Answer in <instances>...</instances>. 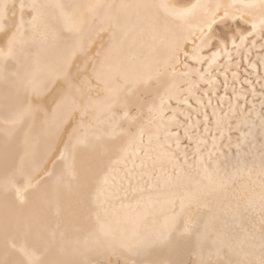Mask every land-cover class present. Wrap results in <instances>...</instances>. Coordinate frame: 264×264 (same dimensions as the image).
Wrapping results in <instances>:
<instances>
[{
  "label": "snow or ice",
  "instance_id": "1",
  "mask_svg": "<svg viewBox=\"0 0 264 264\" xmlns=\"http://www.w3.org/2000/svg\"><path fill=\"white\" fill-rule=\"evenodd\" d=\"M241 3L246 9L259 8L261 15L259 24L255 22L251 24V31L241 28L239 37H231L230 42L234 49H239L243 46L251 36H259L261 40H264V0H247V2L241 0ZM102 7L109 10L105 14V20L111 22L114 27H120L117 17L111 14L113 5H104L99 0L88 5L66 4L62 0H55L54 3H49L47 0H20L18 5L8 2L0 3V33H3L6 37L5 46L0 48V85H2V88H0V134L4 137L2 149H0V167L4 170V180L0 188H2L6 198L4 202V219L2 224H0V234H2L4 242L3 248L0 249V264H43L42 257L36 254L35 249L29 251L27 246L17 247L15 234L22 232L25 238L31 236L40 241L43 240L44 233L49 230V224L52 223L39 210L29 211L28 213L12 211L7 200L9 194L20 193L21 191L27 193L32 189H39L37 209L53 203H63L65 215L63 217L58 216L54 221L55 229H60L62 225L64 226V230L59 233L61 247L69 243L65 239L67 231L79 230V222L85 211L83 194L87 190L89 172V166L81 162V152L87 151L89 153L108 155L110 151L102 143L104 134L93 129L104 125L119 128L117 134L108 135L109 139H119L121 142L118 146L121 155L110 162L101 186L96 191L95 202L101 209H103V203L109 196H115L121 191L128 195V189L132 187L133 183L138 185L137 188L132 190L133 194L146 190L159 193L171 186L173 173L178 178L185 176V167H191L188 164V145L192 144L194 138V155L198 163L202 165L204 157L200 155L201 145L206 144L207 141L202 139L194 129L199 130L203 126L204 133L208 134L215 128L219 134L213 136V146H215L217 141H223L224 139L225 133L222 131L224 119L218 115L217 106L212 104L211 95L215 94L212 90L204 91L202 95L209 97L207 105L212 107L211 116L216 117L214 121L200 97H196L198 107L195 109V113L197 119L193 120L191 112H183L184 122L182 123L177 118V113L180 112V109L171 108L170 106H168L167 110L173 114L170 117L167 116L165 108L172 99L176 100L177 105L185 104L189 109L192 108L187 98H180L181 89L176 83H172L165 89L166 94L160 96V104L158 106L149 108V112L158 110L156 119L141 122V113L130 116V101L127 97L121 98V92L130 82L129 76L127 72L120 73L124 84L116 83L114 73L119 72L120 69L118 65L114 66L112 63V48L108 50L100 65L94 68V78L97 81V86L107 95L103 97L99 95L93 96L91 94V82L87 80L79 87L72 84L70 78L71 61L76 55L77 46H79L80 51H83L85 34L88 33L91 36L97 34L92 28L95 15L88 16L82 9L86 8L87 12L95 13L96 10ZM118 7L121 9H141L152 7V5L121 4ZM223 7L221 4H216L213 8L197 3L172 13L175 18L186 21L189 14L194 12V10L204 9L205 15L201 21L203 26L197 25L202 37L201 47L198 53L192 57L201 64L207 57L199 55V52H203L205 47L212 48L214 46L212 38L214 26L220 21L228 19L230 15L233 20H244L245 14L243 12L230 14L225 9L223 15H220V9ZM10 8H16L20 13L18 23L11 27L6 23L9 19ZM51 9L58 10L62 28L67 33L63 37L65 40V55L54 65H42L40 59L36 58L31 63H24L20 66L23 72L19 69L10 70L7 65L8 60L12 59L16 60L18 64L20 63L17 54L18 50L27 58V54L24 53V45L30 41H35L37 36L42 41L47 40L50 34L48 32L50 22H55L57 19L50 11ZM25 12L28 13V19H25ZM12 15L14 16L15 13L13 12ZM245 23L247 24V21ZM29 33L30 35H27ZM51 35L55 39L61 38L60 30L58 29L53 30ZM126 35L127 32H125ZM237 38L240 40L239 45L236 43ZM189 39L190 37H184L185 42ZM255 44L256 42L253 40V48ZM215 46L217 50L211 53L213 57L212 63H215V58L220 55L221 51L227 49L228 44L223 39L217 38ZM178 48H180L179 43L175 45L171 58H176V49ZM261 49H264V44H261ZM183 54L187 55V53ZM237 55H241V53L237 51ZM247 55H251V49L247 50ZM232 59L233 57L229 53V64H231ZM257 59L261 65H264V55L258 56ZM169 66L166 63L164 67H158L156 69L157 77L163 75ZM185 67L187 68L188 66L185 65ZM211 67L212 64L210 63L209 69ZM236 67H240L239 62ZM248 67L255 70L256 64L249 63ZM191 71L200 72V69L190 70L182 75L189 76ZM171 75L173 77L177 75L174 67H172ZM223 75L224 95L219 97L218 101L229 102V114L235 116L237 109L242 113L236 125H232L229 122V129H234L240 133L236 138L235 144L238 155L241 154L239 150L242 145L247 142L248 136L252 134L251 130L257 127L254 121H249L248 119L253 113H255L260 122L259 129L262 137L260 147L264 150V76L258 78L257 83H259L260 91L257 94V89L251 79L245 78L243 81H239V73L233 72V78L241 83V89L237 91L236 87L233 86L234 97H232L228 95L227 73ZM201 79H203V75H201ZM59 80H63L66 87L60 93V98L53 109L51 119H60L61 109L66 110L67 115L78 111L81 114L80 127L89 129V132L85 136V133L73 130L69 144L65 145L64 151L59 157L62 162L60 168L58 170H48L46 165L49 161V154L53 151V144L51 142L41 143L39 135L34 131L37 112L44 110L33 103V97L45 94L50 88H54ZM150 80L151 78L143 82L147 84ZM131 82L138 83L139 81ZM244 84L250 86L248 92L253 98L252 102L248 101V95L242 87ZM193 87L195 85L189 82V88L186 91L191 92ZM130 94L131 91H129ZM233 98L236 108L232 107ZM257 98L259 99V111H256L257 105L255 101ZM118 107L122 113L119 118ZM45 116V123L47 124L50 121L47 118V113H45ZM88 117H91V124L85 123V119ZM241 124L248 125L249 131L240 132ZM151 125L155 126L154 132H148V128ZM181 129L183 130V138ZM146 132H148L147 142L144 139ZM182 140H186L188 144H183ZM229 140L231 142L230 136ZM173 143L175 144V151L165 149V146H167V149H171ZM130 157L131 159H129ZM261 159V171L264 174V151H262ZM165 162L170 165L169 169L163 167ZM116 165H123V168H117ZM203 171L209 183H211L212 173L208 171L207 166H204ZM52 177H54L52 185L43 183L45 179ZM144 184L147 185V189L143 187ZM144 199V197H141L137 201V206L143 203ZM179 199V212L176 211L175 198L164 201L168 206V216L160 228L148 235H143L137 230L130 237L125 236L122 232L118 236L115 229L101 221L100 213L97 212L96 222L98 228L89 232L91 237L89 251H94L98 256H103L105 253L112 255L127 253L132 256H141L151 249L168 246L170 253L181 254L183 249L179 245L171 246L173 234L177 229L179 217L187 207L196 201L197 197L195 194L189 193ZM147 200L150 205L158 202L152 201L151 197H148ZM19 202L20 204L26 203V196H20ZM50 235L54 242L57 233L51 231ZM197 240L201 246L202 253L205 243L212 246L206 256H201L198 264H264V243L260 246L258 257H255L254 253L249 252L244 254V259L233 261L224 259V249L227 248L228 251H231V245L224 244L219 235L214 239H210L207 224L204 230L197 234ZM72 243H78V241H72ZM85 243H88V241L86 240ZM50 248L51 242L46 243L45 251ZM17 253H22L25 259H14L13 257ZM55 264H61V262H55ZM85 264H111V261H86ZM125 264H128V262L125 261ZM140 264H157V262L141 261ZM170 264H185V262L175 260L171 261Z\"/></svg>",
  "mask_w": 264,
  "mask_h": 264
},
{
  "label": "rangeland",
  "instance_id": "2",
  "mask_svg": "<svg viewBox=\"0 0 264 264\" xmlns=\"http://www.w3.org/2000/svg\"><path fill=\"white\" fill-rule=\"evenodd\" d=\"M13 1L15 4L17 5L19 4V0H12L11 4H14ZM47 1L50 2L51 0H47ZM135 1L136 0H134L132 3L133 4L135 3L136 5ZM138 1L140 2L142 0H137V2ZM166 1L143 0L141 3L138 2L137 4L152 5V7L149 8H141L140 10L141 11L143 10L142 12L139 11V9H136L139 12L136 10L134 11L133 9L135 8H132L131 9L132 13H131L130 8H126L129 10L125 11V14L127 12V15L128 14L129 15L128 16L125 15V18L131 17L130 15H132L133 13L136 14V15L133 14L134 16H137L138 14L136 18L137 20L131 18L133 22L131 23L130 18L129 19L126 18L127 20H125L124 16L122 15V11L126 9L125 8L121 9L118 7L121 4H127V3L128 5H133L132 3L130 4L131 0H99V2L104 5H108V4L113 5V8L111 9V14L117 17V21L120 27H114L111 22L105 20V14L106 12L109 11L107 8L102 7L96 10L95 13L87 12L86 8L82 9V11H84L85 14L88 16L95 15V20L93 21L92 28L96 31L97 34H95L94 36H91L88 33L85 34L83 51H80L79 46H77L76 55L71 61L72 67L70 69V76H71L70 78L72 84L77 87L83 85L84 81L86 80L90 81L92 87L91 94L93 96L99 95L100 97H103L107 95V93L103 92L102 89L97 86V81L94 78V68L100 65V63L104 60L108 50L112 48V63L114 66L118 65L120 69L119 72L114 73L116 83L124 84V81L120 74L122 72H127L130 81L121 93L122 99L125 98L126 96L127 97L129 96L128 97L130 98L129 101L132 102L129 104L130 105L129 108L131 109L129 115L134 116L138 113H141L142 114L140 117L141 122L147 121L149 119H156L158 117L156 116L158 114L157 113L158 110L155 113L149 112V108L151 107L152 102H153L152 106H156V102H157V106L159 105L160 96L165 94V89H166L165 87H168L172 83L177 82L178 84L180 82L178 85L180 86L181 84L180 89L182 87L183 88L180 91L179 95L184 94L180 96V98L181 99L187 98L188 103L192 105L191 109H189L188 106L185 104L177 105L175 99H172L170 102H168V105H166L165 110L167 116L169 115L171 116L173 114L171 111L167 110L168 106H170L171 108L180 109V112L177 113V118L182 123L184 122V116L182 115L183 112H191L193 116V120L197 119L195 113V109L198 107L196 104V97H200L204 101L205 106H207L206 104L209 97L202 95V93L208 90L214 91L215 94L211 95L212 104H214V106L218 104L216 105L218 106L216 109L217 113L219 114V116L225 119L222 125L223 126L222 131H224V127H225L224 133L226 132L223 141H217L215 146H213L214 145L213 136L219 134L215 128H213L212 131L208 134L204 133L203 126H201L199 130L194 129V131H197V134L202 139L207 141L206 144L201 145L200 155L204 157L203 166H207L208 171L212 173L211 183L213 185L208 182L209 180L207 181L206 174L203 171V166L199 164L198 161L196 160V157L194 155L195 153V138H194L192 144L188 145V150H187L188 164L191 165V167H185L184 169L185 176L178 178L175 175V173H173V180L171 186L159 193L155 191L146 190L144 192H135V194H133L132 190L138 187L136 183H133L132 187L128 189L129 192L128 195H125L123 191L121 192V195H119L121 196L123 203L126 205V208L125 209L123 208L124 209L123 211L126 213L128 212L132 213L129 214L128 216V226L131 227V230L133 232L139 230L140 233L144 235L146 233H152L154 230V225L158 227L156 224L158 219L161 218L163 219L164 217L168 216V212L165 213L162 212L161 210L162 207L165 206L168 207V206L165 203L160 204V201L164 202L167 199H171V198L176 199L178 197V199H176V205H177L176 211L179 212V204H180L179 198L181 197V194L183 197L184 195L186 196L187 194H189V192L195 194L197 197L195 203H192L191 206L187 207L184 213L181 214L177 222V229L173 234L171 246L179 245L183 249L181 254L179 255L172 254L168 251V246H165V247H158L151 249L146 254L141 256H132L127 253H123L121 255H112L109 253H105V255L103 256H98L94 251H89V247L91 246V237L89 236V232L91 230L96 229V227L94 226H97L96 217L95 218L89 217V219L87 220L92 221L93 224L87 228L88 233L86 240L88 241V243L83 242V244H78L75 247L76 249L75 253L78 254L74 255L73 262H75L76 264H85L86 261L89 262L111 261V264H125V261H127L128 264H140L141 261H149V262L155 261L157 262V264H170L171 261H175V260L184 261L185 264H198L199 260L201 259V256L202 255L206 256L207 252L212 247L210 244L205 243L203 245V253H202L201 246L197 240V234L204 230L206 224L208 225L210 239H214L217 237V235H219L220 239L224 244L231 245V249H232L231 251H228L227 248L224 249V259L226 260H233V261L242 260L244 259V254L249 252L254 253L255 257H258L260 254V246L262 243H264V200H262V198H264V174H262L261 171L262 169L261 154L262 151L264 150H262L260 147L262 137H261L260 129H258L259 119L255 116V113H253V115L250 118H248L249 121H254L256 125L258 124L257 125L258 128L256 127L255 129H252L251 132L254 133L248 136L247 142L243 144L241 149L239 150L241 154L238 155V150L236 149L235 144H236V138L240 133L235 131L234 129L227 128L229 126L227 125L228 123L226 124L225 122H227V120L231 116V119H229L230 122L233 123L232 125H236L242 116L237 114H242V113L240 112L238 113V109H237L236 115L233 117L232 115L227 114V111H229V107H228L229 104L227 105L226 102L224 103L218 101V98L224 95V87H223L224 73H227V77H228L229 96L234 97V94L232 92L233 86L236 87L237 91L238 90L240 91L241 83L239 81H243L245 78L251 79L254 82V85L257 89V94H259L260 88H259V83H257V81L260 76H264V65H261L257 58L260 55H264V49H261V44H264V40H261L259 36H251L248 38V41L239 49H234L230 41L232 36L239 37L240 35L239 30L241 28L251 31V24L253 22L259 24L261 10L259 8L246 9L243 7L241 0H224L225 2H223L222 0H185L180 5H175L174 3L170 4L168 1L167 2ZM62 2L66 4L78 3L81 5H88L91 3H96L97 0H62ZM245 2H247V0H245ZM197 3L201 5H208L213 8L216 4L223 5L224 7L220 9V15H223L225 9H227L230 14L240 13V12H243L245 14L244 20H233L230 15L228 19L224 21H220L217 25L214 26V31L212 33L214 46L212 48L205 47L203 52H199V55L207 57V59L202 64L199 63L197 60L193 59L192 57L198 53V50L201 47L202 37H201V32L199 31L197 25L201 27L203 26L201 21L205 15L204 9L199 8L194 10V12L189 14V17L186 21L179 20L175 18L174 15H172L173 12L179 9L188 8L191 5ZM10 10L11 11H9L10 14L9 19L6 21V23L11 27L12 25L18 23L20 19V13L16 8L13 9L10 8ZM50 11L55 12L54 14L57 17L56 21L51 22L52 25L51 23L50 25L53 27L54 30L57 29L60 30L61 38L60 39L53 38V36L51 35V31H53V29L52 27H49L51 29L48 30L50 34L47 40L42 41L39 38V36H37L35 41H30L29 43L24 45V53L27 54V58H25V55L21 54L18 50L17 54L19 61L24 59L26 60L30 59V61H34L43 52L49 54L50 56H53L55 51L54 49L51 48V45H55L57 47L58 46L64 47L65 50V40L63 39V37L66 36L67 33L64 32L62 28V21L59 19V12L58 10L55 9L54 10L51 9ZM13 12L15 13L14 16L12 15ZM24 16L25 19H28L27 12L24 13ZM134 20L138 21L139 23L136 24ZM141 21L142 23H140ZM143 21L147 24H144ZM245 21H247V24L245 23ZM124 22L126 23L128 22V24ZM131 24H133L134 26ZM140 24L145 26H142L143 28H140L141 27ZM148 24H150L151 26ZM135 25L136 26L138 25L137 26L138 28ZM145 27L148 29H146ZM160 28L161 29L163 28V31L162 30L160 31L159 30ZM152 29H155V31ZM139 30H143L141 31L142 34L139 32ZM148 30L151 33L150 35L148 33ZM150 30L153 31V33L156 32L157 34L155 33L153 34ZM164 31H166L167 34L166 32L163 33ZM125 32H127L126 36H125ZM143 33H145L146 35ZM27 35H30V33ZM146 36L149 39L146 38ZM185 36L190 37V39L186 42L184 41ZM217 38L223 39L228 44V47L226 50L221 51L220 55L215 58V63H212L213 57L211 53L217 50L215 46ZM253 40H255L256 42L254 48L252 47ZM5 41H6V37H5ZM5 41L3 40V42ZM177 43L180 44V48L176 49V58H171L173 49ZM236 43L238 45L240 44L239 38H237ZM114 45L115 47H113ZM4 46L5 43L3 44L0 43V48H3ZM249 49H251L250 56L247 55V50ZM237 51H239L241 55H237ZM183 53H187V55L185 56ZM229 53H231L233 57L231 64H229V60H228ZM64 55L65 52L63 56ZM39 59L41 61L43 60V57ZM10 61L12 63L13 61L16 60H10ZM238 62L240 64L239 68L236 67ZM55 63L56 62H53L49 65H54ZM166 63L169 64L170 66L167 68L165 73H163L162 75L163 77L162 76L156 77L157 76L156 69L158 67H164ZM210 63L212 64L211 69H209ZM249 63L256 64V69L254 70L248 67ZM185 65H187L188 67L186 68ZM172 67L175 68L177 73V75L174 77L171 75ZM194 69H200V72L191 71L189 76L182 75L183 73L189 72L190 70H194ZM233 72L239 73V81L234 80L232 75ZM201 75H203V79H201ZM149 78H151L149 83L146 84L143 82L145 80H149ZM131 80L139 81V82L132 83ZM189 82H192L195 85V87L192 88L191 92L186 91L189 88ZM57 83L55 85V88H51L49 89V91H47L46 93L47 95L43 94L41 95L42 97L41 96L33 97V103L35 105L39 104L38 106H40L44 110L37 112V117H36L37 118L36 127L34 131L39 136L42 133L43 120L44 118H46L45 113L49 112L47 114L48 116L50 114L49 117H51V114L53 112L52 111L53 105L55 102H58L61 91L66 87V84L63 80H59L57 81ZM150 87H152L153 89ZM162 87H164L165 89ZM242 87L244 91H246L245 93L248 95V101L252 102L253 98L251 94L248 92L250 86L244 84ZM215 88H217L218 91L215 90ZM148 89L150 91H148ZM197 90H201V91L198 92ZM129 91H131L130 95H129ZM51 92L54 94H52ZM148 92H151L150 95ZM146 94L149 96H147ZM241 103H243V101H241ZM255 103L257 105L256 111H259L258 98L255 101ZM233 104L235 105V102ZM235 107L236 105L233 106V108ZM206 108H207V112H209V110H212V107H210L211 109H209V107ZM221 109H223V111H221ZM65 112L66 110L61 109L60 116L62 115L63 117L62 120H59V122L57 120H52L50 118L51 120L49 121L50 122L53 121V122L51 123V125H49L50 123H47V127L49 126L48 128L49 132L47 131V135H45V141L46 142L52 141L51 143L53 142H54L53 144L57 143L56 145L58 146L55 148L53 147V151L49 155L50 162L48 161L46 165L48 170H58L60 168L62 162L60 161L59 157L61 153H63L65 145L69 144V140L70 137L72 136L73 130H77L78 132H83L84 130V128L80 127L81 114L78 111L72 112L70 115H67ZM117 112L119 118V116L122 115L119 107L117 108ZM211 112L212 111H210L209 113L210 117L213 118V120H215L216 117L214 118L213 116H211L212 114ZM226 114L227 116H225ZM226 117H228V119H226ZM255 117L258 120L255 119ZM256 120L258 121V123H256L257 122ZM85 123L91 124L92 123L91 117L86 118ZM151 126H149L148 131L150 132L151 130V132H154L155 126L154 125ZM241 126H240V132H245V130L248 131L249 129L248 125H246L248 128H246V126L243 124H241ZM228 129L231 131H229ZM86 130L88 133L89 129L87 128H85L84 133H86ZM93 130H96L101 134H105L104 138L106 137L109 138L108 134L112 133V135H115L119 131L118 128L113 126L111 127L108 125L97 127L96 129ZM180 131H181V136L183 138V130L181 129ZM233 131L234 134H231L233 133ZM147 135L148 133L145 134L146 136L145 142H147ZM229 136L231 137V142L229 140ZM54 137L55 140L52 139ZM182 143L188 144L186 140H182ZM108 148L110 150V152H108V155L107 156L104 155L100 157L102 162L96 163L99 165L97 171H95L94 168H91L89 166V172H91L92 173L91 175L94 176L89 177L87 179V183H93L95 186L101 183L102 182L101 179L103 177V173H102L103 169L106 170V167H108V165L113 160V158L115 159L121 155V154L118 155L119 153H116L117 150L113 149L111 146H109ZM165 149L168 151H175V144L172 145L171 149H167V146H165ZM108 157L111 158L108 159ZM129 159H131V157ZM116 167L123 168V165H116ZM163 167L165 169H169L170 165H168L165 162L163 164ZM204 176L206 180L204 179ZM241 179L243 181L245 179L247 180L243 182ZM3 180L0 177V183H2ZM53 180L54 177L47 178L43 181V183H49ZM248 180L249 182H247ZM204 181H206V183ZM221 182L223 186L222 184L220 186ZM190 183H192V185ZM261 183L263 184L260 185ZM200 184L202 185V188ZM189 185H191L192 187ZM204 185L206 187L204 188V192H203ZM211 185L213 186V188ZM88 186L89 185H87V187ZM186 186L188 188H186ZM195 186L197 187L198 190L196 189ZM209 186L210 189H208ZM143 187L147 189L146 184H144ZM239 187L242 189L241 192H240L241 189H239ZM249 187H251V189ZM184 189L187 190V193L186 190ZM188 189L192 190V192L189 191ZM88 190L89 189L87 188V191ZM230 190L231 192L229 193ZM0 191H2V188H0ZM181 191L185 192L186 194H184L183 192L181 193ZM25 194L26 193H24L23 191H21L20 193L11 194L12 205L16 206L17 202L20 199V196H24ZM242 194H244V196ZM210 196L212 198H210ZM141 197L145 198L144 202L141 203L139 206H137V201L140 200ZM148 197H151L152 201L154 202L158 201V202L150 205L147 200ZM214 198L215 199L218 198L216 202ZM231 199L232 201H229ZM207 200H209V202ZM218 202L221 205L223 202V206L221 207V205ZM228 202L229 203L231 202L230 205H228L229 204ZM210 206L211 208L209 209ZM256 206L258 207L260 206L258 212H255L254 210ZM211 210H213L214 212L213 211L211 212ZM132 215L138 216L139 225L134 224L135 221L133 222ZM110 216L113 217L112 215ZM236 219L239 220L237 221ZM228 231H230V233H227ZM75 234L77 236L78 233ZM132 234L133 233H131V236ZM69 236H71V238L74 237L72 233ZM17 247L20 248L19 246ZM212 250L214 251V249Z\"/></svg>",
  "mask_w": 264,
  "mask_h": 264
},
{
  "label": "bare ground",
  "instance_id": "3",
  "mask_svg": "<svg viewBox=\"0 0 264 264\" xmlns=\"http://www.w3.org/2000/svg\"><path fill=\"white\" fill-rule=\"evenodd\" d=\"M11 1L12 0H0V3H3V2H8V3H11ZM53 0H51L50 2L49 1H47V2H49V3H54V1L52 2ZM134 0H131V2H130V4L133 2ZM143 1V0H142ZM142 1H138L139 3H141ZM166 1V0H165ZM170 4H175V5H180L183 1H185V0H167ZM166 1V2H167ZM223 2H225L224 0H222ZM15 2H17V1H15ZM19 2H20V0H19ZM136 2V4L138 3L137 2V0L135 1ZM13 3H14V1H13ZM204 3V2H203ZM15 4V3H14ZM128 4V3H127ZM133 4V3H132ZM17 5V4H16ZM133 5H135V3L133 4ZM13 9V8H12ZM124 9V8H123ZM126 9V8H125ZM132 8H130V12L132 13V10H131ZM54 10V9H53ZM56 10V9H55ZM127 10H129V9H126V10H123L122 11V15L124 16V18H125V15H127V12H126V14H125V11H127ZM134 11L136 10V9H133ZM9 11H11V10H9ZM136 11H138V10H136ZM139 11H141L140 9H139ZM138 11V12H139ZM143 11V10H142ZM141 11V12H142ZM130 12H128V13H130ZM137 12V13H138ZM140 12V13H141ZM52 13L54 14L55 12H53L52 11ZM139 13V14H140ZM134 14V13H133ZM130 15L131 17H129L130 19L132 18V19H136L137 18V16H138V14H137V16H134V15H136V14H134V15ZM10 15V14H9ZM55 15V14H54ZM129 15V14H128ZM127 15V16H128ZM143 15V14H142ZM141 15V16H142ZM123 16H122V18H123ZM140 16V15H139ZM127 18V17H126ZM125 18V20H127V19H129V18H127L126 19ZM141 18V17H140ZM140 18H138V19H140ZM132 19H131V23H133L132 22ZM143 19V18H142ZM137 20V19H136ZM134 22H136V24L137 23H139L138 21H135L134 20ZM51 23V22H50ZM124 23H126V22H124ZM140 23H142V21L140 22ZM143 23L144 24H147V23H145L144 21H143ZM54 24V23H53ZM126 24H128V22L126 23ZM51 25H52V23H51ZM50 25V27H52ZM131 25H133V24H131ZM141 25V27L140 28H143L142 26H145V25H142V24H140ZM148 25H150V24H148ZM55 26V25H54ZM134 26V25H133ZM136 26V25H135ZM138 26V25H137ZM136 26V27H137ZM147 26V25H146ZM151 26V25H150ZM138 28V27H137ZM146 28V27H145ZM148 28H149V26H148ZM148 28H146V29H148ZM51 28H49L48 30H50ZM52 29H53V27H52ZM157 29V28H156ZM54 30V29H53ZM144 30V29H143ZM143 30H139V32L141 33V31H143ZM152 30H154L155 31V29H152ZM160 31L162 30L163 31V28L161 29H159ZM145 31H147V30H145ZM144 31V32H145ZM151 31V30H150ZM52 32V31H51ZM152 33H153V31H151ZM166 31H164L163 33H165ZM139 33V34H140ZM148 33H149V35L151 34L150 32H149V30H148ZM155 34H157L156 32H154ZM153 33V34H154ZM142 34V33H141ZM143 34H145V33H143ZM153 34H152V36H153ZM160 34V33H159ZM166 34H167V32H166ZM146 35V34H145ZM142 36V35H141ZM148 36V35H147ZM146 36V38H148ZM155 36V35H154ZM4 38V39H3ZM40 38V37H39ZM149 39V38H148ZM3 40L5 41V36H4V34L3 33H0V43H5V42H3ZM147 40V39H146ZM39 41H41V40H39ZM51 48L52 49H54V51H55V53H54V55L53 56H50L49 54H47V53H45V52H43L41 55H39L38 56V58H42L43 57V60H41V63H42V65H49V64H51V63H53V62H57L58 60H60L62 57H63V54H64V52H65V50H64V47H60V46H55V45H51ZM10 60H12V59H10ZM10 60H8V62H7V65H8V68L10 69V70H14V69H19L21 72H23V69L20 67L22 64H24V63H31L32 61H30V59L28 60H26V59H24V60H20V63L18 64L16 61H13L12 63H11V61ZM26 60V61H25ZM75 68V67H74ZM73 69V68H72ZM74 70V69H73ZM74 72V71H73ZM165 73V72H164ZM72 75V74H71ZM162 76V75H161ZM71 77V76H70ZM157 77V76H156ZM155 77V78H156ZM163 77V76H162ZM160 79H161V77H160ZM156 80V79H155ZM124 81V80H123ZM132 81V80H131ZM162 82H164V81H162ZM179 82V81H178ZM164 83H166V82H164ZM180 83V82H179ZM178 83V84H179ZM182 83V82H181ZM58 84V83H57ZM60 84V83H59ZM176 84H177V82H176ZM162 85V84H161ZM183 85V84H182ZM215 85H216V83H215ZM163 86V85H162ZM180 86H181V84H180ZM198 86V85H197ZM201 86V85H200ZM165 87V86H164ZM164 87H162V88H164ZM216 87V86H215ZM218 87V86H217ZM0 88H2V85H0ZM55 88V87H54ZM150 88H152V87H150ZM149 88V89H150ZM161 88V89H162ZM165 88H167V87H165ZM164 88V89H165ZM183 88V87H182ZM182 88H181V90H182ZM198 88V87H197ZM201 88V87H200ZM204 88V87H203ZM213 88V87H212ZM51 89V88H50ZM148 89V91H150ZM153 89V88H152ZM161 89H159V90H161ZM163 89V90H164ZM195 89V88H194ZM202 89V88H201ZM57 90V89H56ZM215 90H217V88H215ZM49 91V90H48ZM198 92H200L201 90H197ZM196 91V92H197ZM239 91V90H238ZM146 92H147V90H146ZM152 92V91H151ZM151 92H148L149 93V95H150V93ZM246 92V91H245ZM47 93V92H46ZM45 93V94H46ZM52 93V92H51ZM122 93V92H121ZM125 93V92H124ZM147 93V94H148ZM52 94H54V93H52ZM127 94V93H126ZM125 94V95H126ZM145 94V93H144ZM146 94V95H147ZM166 94V93H165ZM164 94V95H165ZM47 95V94H46ZM149 95H147V96H149ZM182 95H184V94H182ZM182 95H180V96H182ZM123 96H124V94H123ZM42 97V96H41ZM60 97V96H59ZM127 97V96H126ZM129 97V96H128ZM127 97V98H128ZM121 98H122V96H121ZM150 98V97H149ZM128 99H130V98H128ZM132 100V99H131ZM160 101V100H159ZM235 102V100H232V102ZM147 102V101H146ZM149 102V101H148ZM170 102V101H169ZM220 102V101H219ZM233 102V103H234ZM56 103L57 102H55L54 103V105H53V108H52V111H53V109L56 107ZM130 103H132V102H130ZM129 103V104H130ZM145 103V102H144ZM151 103V102H150ZM225 103V102H224ZM232 103V104H233ZM152 104H153V102H152ZM152 104H151V106H152ZM159 104H160V102H159ZM171 104V103H170ZM169 104V105H170ZM226 104L228 105L229 103H227L226 102ZM39 105V104H38ZM147 105V104H146ZM148 105H149V103H148ZM207 105V104H206ZM214 105V104H213ZM216 105H218V104H216ZM215 105V106H216ZM220 105V104H219ZM222 105H223V103H222ZM227 105H225V106H227ZM236 105V104H235ZM234 104H233V106H235ZM130 106V105H129ZM156 106H157V102H156ZM232 106V107H233ZM205 107H209V109H211L210 107L211 106H205ZM218 107V106H217ZM229 107V106H228ZM149 108V107H148ZM147 108V109H148ZM227 108V107H226ZM236 108V107H235ZM166 109V108H165ZM207 109V108H206ZM228 109V108H227ZM227 109H226V111H227ZM50 110V109H49ZM47 111V110H46ZM210 111H212V110H209V112L208 113H210ZM156 112V111H155ZM154 112V113H155ZM47 113H49V112H47ZM66 113V112H65ZM158 113V112H157ZM170 113V112H169ZM212 113V112H211ZM238 113H239V110H238ZM172 114V113H171ZM227 114H229V111H227ZM210 115V114H209ZM219 115V114H218ZM231 115V114H230ZM237 115H242V114H237ZM49 116H50V114H49ZM47 117L49 120H51L50 118L51 117ZM156 116H158V114L156 115ZM170 116V115H169ZM223 116V115H222ZM225 116H227V115H225ZM224 116V117H225ZM233 116V115H232ZM39 117V116H38ZM62 115L60 116V119H58L57 121L59 122V120H62ZM234 117V116H233ZM156 118V117H155ZM215 118V117H214ZM223 118V117H222ZM37 119V118H36ZM45 119L46 118H44V120H43V126H42V133H41V135L39 136L40 137V140H41V143H45L46 141H45V135H47V131L49 132V130H48V128H49V126L47 127V124L45 123ZM216 119V118H215ZM226 119H228V117H226ZM229 119H231V116H230V118ZM227 120V122H225L228 126H229V122H230V120ZM255 119H257L256 117H255ZM212 120H213V118H212ZM225 120V119H224ZM258 120V119H257ZM256 120V121H257ZM214 121V120H213ZM229 121V122H228ZM259 121V120H258ZM258 121L256 122V123H258ZM53 122V121H52ZM52 122H49L50 124L49 125H51V123ZM234 122V121H233ZM260 123V122H259ZM231 124H233V123H231ZM243 125H245V124H243ZM258 125V124H257ZM55 126V125H54ZM71 126H73V125H71ZM225 126V125H224ZM241 126V125H240ZM246 126V125H245ZM77 127V126H76ZM75 127V128H76ZM112 127V126H111ZM152 127V126H151ZM223 127V126H222ZM242 127V126H241ZM51 128V127H50ZM154 128V127H153ZM227 128H229V127H227ZM226 128V129H227ZM243 128H244V126H243ZM246 128H248L247 126H246ZM258 128V127H257ZM119 129V128H118ZM259 129V128H258ZM55 130V129H54ZM101 130V129H100ZM112 130H113V128H112ZM229 130V129H228ZM228 130H226V131H228ZM245 130V129H244ZM56 131V130H55ZM61 131V130H60ZM94 131H96V130H94ZM116 131H118V130H116ZM224 131H225V127H224ZM229 131H231V130H229ZM248 131H249V129H248ZM247 130H245V132H248ZM252 131V130H251ZM85 132V128H84V130H83V133ZM111 132V131H110ZM119 132V131H118ZM149 132V131H148ZM148 132H146V133H148ZM150 132H151V130H150ZM51 133V132H50ZM54 133V132H53ZM60 133V132H59ZM58 133V134H59ZM229 133V132H228ZM254 132H252V134H253ZM256 133V132H255ZM87 130H86V133H85V136H87ZM112 134V133H111ZM117 134V133H116ZM225 134H226V132H225ZM231 134H234V131H233V133H231ZM105 135V134H104ZM229 135V134H228ZM61 136V135H60ZM63 136V135H62ZM227 136V135H226ZM253 136V135H252ZM57 137H58V135H57ZM146 137V136H145ZM145 137H144V139H145ZM52 139H54L55 140V137L54 138H52ZM3 140H4V137H3V135L2 134H0V149H2V144H3ZM53 140V141H54ZM49 142V141H48ZM50 142H52V141H50ZM59 142V141H58ZM155 142V141H154ZM54 143V142H53ZM52 143V144H53ZM102 143H103V145H105L107 148L109 147V146H111L113 149H116L117 150V152L116 153H119L118 155H120L121 153L119 152V150H118V146L120 145V141H119V139L118 140H113V139H109L108 137H106V138H104L103 139V141H102ZM57 144V143H56ZM56 144H53V147L55 148V147H58ZM174 144V143H173ZM109 145V146H108ZM109 149V148H108ZM56 152V151H55ZM110 152V151H109ZM50 155V154H49ZM110 155V154H109ZM102 156H104V155H101L100 153H89V152H87V151H82L81 152V156H80V159H81V162L82 163H84V164H87L88 166H90L91 168H94V170L95 171H97V169L99 168V165L98 164H96L97 162H102V160H101V158L100 157H102ZM107 156V155H106ZM113 157V156H112ZM115 157H116V155H115ZM111 158V157H110ZM109 157H108V159H110ZM114 159V158H113ZM50 162V161H49ZM49 165V164H48ZM202 166H203V164H202ZM203 168H204V166H203ZM106 169H107V167H106ZM79 170V169H78ZM105 172H106V170H104L103 169V177H104V175H105ZM92 173L91 172H88V178L89 177H92V176H94V175H91ZM248 175V174H247ZM0 177H1V179L3 180V177H4V170H3V168L2 167H0ZM103 177H102V179H103ZM241 177V176H240ZM239 177V178H240ZM247 178H249V177H247ZM101 179V180H102ZM204 179H205V176H204ZM203 180V179H202ZM206 180V179H205ZM239 180V179H238ZM242 180V179H241ZM247 179H245L244 181H246ZM249 180H251V179H249ZM249 180L247 181V182H249ZM207 181H208V179H207ZM243 181V180H242ZM243 181V182H244ZM199 182H201V181H199ZM205 183H206V181H204ZM209 182V181H208ZM207 182V183H208ZM246 183V182H245ZM2 184H3V182L2 183H0V186H2ZM44 184H46V185H52L53 184V181H51V182H49V183H44ZM191 185H192V183H190ZM194 184V183H193ZM201 184H204V183H201ZM200 184V185H201ZM210 184H212V183H210ZM215 184V183H214ZM218 184V183H217ZM221 184H222V182L220 183V186H221ZM225 184V183H224ZM226 184H228V183H226ZM263 183H261L260 185H262ZM87 185H89L87 188L89 189L88 191L86 190L85 192H84V194H83V201H84V207H85V211H84V213L82 214V217H81V219H80V222H79V230L78 231H73V230H69V231H67V233H66V236H65V239L67 240V241H69V243H67L64 247H61V244H60V236H59V233L61 232V231H63L64 230V226L62 225L61 226V228L60 229H55L54 228V221L56 220V218L59 216V217H63L64 215H65V211H64V205H63V203H61V204H55V203H53V204H51V205H49V206H41L39 209H37V204H38V196H39V189H32V190H29L24 196H26V200H27V202L26 203H24V204H20V202L18 201L17 202V205L16 206H14V205H12V196H11V194H9V196L7 197V200H8V202H9V204H10V206H11V210L12 211H14V212H22V213H28L29 211H33V210H39V211H41L42 212V214H43V216L48 220V221H50V222H52V223H50L49 224V230L48 231H46L45 233H44V238H43V240H40V241H37L34 237H31V236H29L28 238H25L24 237V235L22 234V232L21 233H17V234H15V240H16V244H17V246H19L20 248L21 247H25V246H27V248H28V250L29 251H31V250H33V249H35V251H36V254L37 255H39V256H41L42 257V260H43V264H55V262H61V264H76L75 262H73V257H74V255H77L78 253H75L76 252V249H75V247L78 245V244H83V242H85L86 241V239H87V228L90 226V225H92L93 224V222L92 221H88L87 219H89V217H96V214H97V212H99L100 213V219H101V221H103L105 224H107V225H109L111 228H113V229H115L116 230V233H117V235L119 236L120 234H121V232L125 235V236H128V237H130L131 236V233H134L132 230H131V227L130 226H128V216H129V214H132V213H126V212H124L123 210L126 208V205L123 203V201H122V198H121V196H119V195H121V192L120 193H118L117 195H115V196H109L106 200H105V202L103 203V209H101V208H99L98 206H97V204H96V202H95V196H96V191H97V188L98 187H100L101 186V183H99L98 185H94L93 183H87ZM191 185H189V186H191ZM213 185V184H212ZM211 185V186H212ZM216 185V184H215ZM215 185H214V187H215ZM247 185V184H246ZM188 186V185H187ZM186 186V188H188ZM217 186V185H216ZM222 186H223V184H222ZM245 186V185H244ZM248 186H249V184H248ZM192 187V186H191ZM196 187V186H195ZM206 186L204 185V187H203V192H204V188H205ZM219 187V186H218ZM227 187V186H226ZM241 187V186H240ZM239 187V189H241ZM201 188H202V185H201ZM208 188V187H207ZM212 188H213V186H212ZM211 188V189H212ZM238 188V187H237ZM250 189H251V187H249ZM190 189H192V188H190ZM190 189H188L189 191H191L192 192V190H190ZM196 189H197V187H196ZM208 189H210V186H209V188ZM184 190H186V189H184ZM198 190V189H197ZM196 190V191H197ZM223 190H224V188H223ZM235 190H237V189H235ZM247 190V189H246ZM253 190V189H252ZM208 191V190H207ZM211 191V190H210ZM222 191V190H221ZM220 191V192H221ZM232 191H234V190H232ZM242 191V189L240 190V192ZM243 191H245V190H243ZM183 191H181V193H182ZM200 192V191H199ZM212 192V191H211ZM216 192V191H215ZM215 192H214V194H215ZM231 192V190L229 191V193ZM239 192V193H240ZM250 192V191H249ZM184 194H186L187 193V190H186V193L185 192H183ZM190 193V192H189ZM194 193V192H193ZM208 193V192H207ZM224 193V192H223ZM222 193V194H223ZM244 193V192H243ZM14 194V193H13ZM197 194V193H196ZM206 194V193H205ZM213 194V193H212ZM218 194V193H217ZM246 194V193H245ZM85 195V196H84ZM208 195V194H207ZM206 195V196H207ZM229 195V194H228ZM235 195H236V192H235ZM235 195H234V198H235ZM243 196H244V194H242ZM248 195V194H247ZM185 196V195H184ZM200 196V195H199ZM225 196V195H224ZM227 196V195H226ZM232 196V195H231ZM249 196V195H248ZM181 197H183L182 196V194H181ZM180 197V198H181ZM221 197H223V196H221ZM220 197V198H221ZM210 198H212L211 196H210ZM219 198V199H220ZM231 198V197H230ZM229 198V199H230ZM234 198H233V200H234ZM5 196H4V193H3V191H0V224H2V222H3V219H4V212H5V208H4V202H5ZM176 199H178V197L176 198ZM215 199V198H214ZM217 199L218 198H216L215 199V202L217 201ZM228 199V198H227ZM225 200V199H224ZM236 200V199H235ZM240 200V199H239ZM238 200V201H239ZM178 201V200H177ZM180 201V200H179ZM208 202H209V200H207ZM206 201V202H207ZM212 201V200H211ZM214 201V200H213ZM229 201H232V199L231 200H229ZM197 202H198V200H197ZM220 202V201H219ZM218 202V203H219ZM224 202V201H223ZM223 202H222V205H221V207L223 206ZM161 203H164L163 201H160V204ZM195 203V202H194ZM229 203V202H228ZM231 203V202H230ZM230 203L228 204V205H230ZM200 204H202V203H200ZM213 204V203H212ZM226 204V203H225ZM198 205V204H197ZM209 205H210V203H209ZM191 206V205H190ZM206 206H207V203H206ZM214 206V205H213ZM134 207H137V206H134ZM177 207V206H176ZM204 207V206H203ZM220 207V208H221ZM226 207H228V206H226ZM225 207V208H226ZM260 207V206H259ZM259 207L258 206H256V208L254 209L255 210V212H258L259 211ZM124 208V209H123ZM206 208V207H205ZM204 208V209H205ZM211 208V206L209 207V209ZM224 208V209H225ZM208 209V210H209ZM161 210H162V212H168V207H162L161 208ZM206 211H207V209H206ZM213 210H211V212H212ZM209 212V211H208ZM214 212V211H213ZM110 215H112L113 217H111ZM167 217V216H166ZM166 217H164L163 219L161 218V219H158V221L156 222V224H157V226L158 227H156L155 225H154V230H156V229H158V228H160L161 227V225L165 222V219H166ZM132 219H133V222H134V224H136V225H139V221H138V216L137 215H132ZM237 221L239 220V219H236ZM94 226V225H93ZM94 227H96V228H98V225L97 226H94ZM154 230H153V232H154ZM51 231H55L56 233H57V235H56V237H55V240H54V242H53V238H52V236L50 235V233H51ZM73 234V238H71V236H69L70 234ZM75 233H78L77 234V236H76V234ZM227 233H230V231H228ZM148 234H150V233H146V234H144V235H148ZM72 241H78V243H72ZM49 242H51V248L48 250V251H45V245H46V243H49ZM3 236H2V234H0V249H2L3 248ZM14 259H25V257L23 256V254L22 253H19V254H15L14 255V257H13Z\"/></svg>",
  "mask_w": 264,
  "mask_h": 264
}]
</instances>
